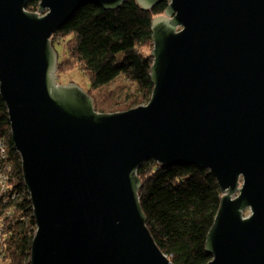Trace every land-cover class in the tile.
<instances>
[{
	"label": "water",
	"instance_id": "obj_1",
	"mask_svg": "<svg viewBox=\"0 0 264 264\" xmlns=\"http://www.w3.org/2000/svg\"><path fill=\"white\" fill-rule=\"evenodd\" d=\"M29 1L0 0V94L37 226L31 264H174L147 228L146 162L217 180L209 264H264V0H136L169 2L152 21L153 95L111 113L57 83L51 40L83 5L127 0Z\"/></svg>",
	"mask_w": 264,
	"mask_h": 264
},
{
	"label": "trees",
	"instance_id": "obj_2",
	"mask_svg": "<svg viewBox=\"0 0 264 264\" xmlns=\"http://www.w3.org/2000/svg\"><path fill=\"white\" fill-rule=\"evenodd\" d=\"M168 6L164 1L143 10L136 0H127L117 11H109L97 4L83 5L51 40L55 50L64 45L68 54L59 60L58 74L78 67L90 80L87 92L94 98L97 112H122L147 105L154 89L150 77L154 62L152 21ZM38 7L39 0L27 4L31 12H37ZM111 84L116 85L117 94L124 91L128 95L108 112L104 105L110 102L111 94L100 90ZM10 130L8 110L0 94V139L8 144L7 162L14 177L10 195L17 193L19 199L0 200V223L8 234L0 256L2 264H31L37 226ZM138 175L143 183L139 194L147 228L158 247L174 264H209L213 258L205 245L222 199L215 177L194 165L163 167L154 162H146Z\"/></svg>",
	"mask_w": 264,
	"mask_h": 264
},
{
	"label": "rangeland",
	"instance_id": "obj_3",
	"mask_svg": "<svg viewBox=\"0 0 264 264\" xmlns=\"http://www.w3.org/2000/svg\"><path fill=\"white\" fill-rule=\"evenodd\" d=\"M56 51L59 55V60L63 61L67 58L68 54L67 51L63 46H58L56 48ZM57 83L59 85H68V84H75L79 85L84 91H88L91 88L90 80L85 74L77 67L74 71L64 73V75L58 74V80ZM100 93L102 94H111V99L109 103H105L104 107L107 109L108 112L113 110L117 104H121L123 102L127 95L124 91L121 92V94L116 93V85L111 84L107 87H103L100 90ZM130 93V91H129ZM249 214V213H248ZM247 214V215H248ZM0 264H2L1 256H0Z\"/></svg>",
	"mask_w": 264,
	"mask_h": 264
},
{
	"label": "built area",
	"instance_id": "obj_4",
	"mask_svg": "<svg viewBox=\"0 0 264 264\" xmlns=\"http://www.w3.org/2000/svg\"><path fill=\"white\" fill-rule=\"evenodd\" d=\"M7 150H8V144H6V141L4 139H0V200L9 199L12 202L18 201L17 199L18 194L13 193V195H10L11 193V180L13 177V169L11 166H9L7 162ZM8 234L5 232V225L4 223H0V254L4 251V245L2 244V241L4 238H7Z\"/></svg>",
	"mask_w": 264,
	"mask_h": 264
}]
</instances>
